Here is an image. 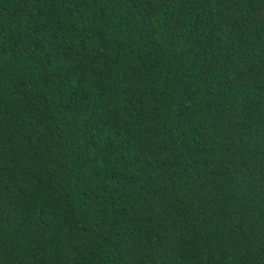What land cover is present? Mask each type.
I'll return each instance as SVG.
<instances>
[{
    "label": "trees",
    "instance_id": "1",
    "mask_svg": "<svg viewBox=\"0 0 264 264\" xmlns=\"http://www.w3.org/2000/svg\"><path fill=\"white\" fill-rule=\"evenodd\" d=\"M0 264H264V0H0Z\"/></svg>",
    "mask_w": 264,
    "mask_h": 264
}]
</instances>
